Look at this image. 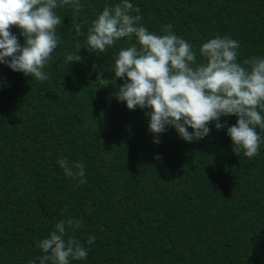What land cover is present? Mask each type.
Segmentation results:
<instances>
[{
  "label": "trees",
  "instance_id": "1",
  "mask_svg": "<svg viewBox=\"0 0 264 264\" xmlns=\"http://www.w3.org/2000/svg\"><path fill=\"white\" fill-rule=\"evenodd\" d=\"M80 2L75 18L70 6L56 9L63 20L44 68L49 79L0 64V264H39L37 244L70 217L83 222L74 235L88 248L70 264H264V130L257 128L262 143L253 158L235 154L227 128L215 122L199 141L182 140L172 127L151 133L149 109L116 99L123 81L114 79V61L135 36L97 56L75 34L79 23L86 36L119 0ZM129 2L150 32L172 24L198 62L201 43L216 34L239 41L238 62L264 57V0ZM11 31L23 45L20 30ZM78 41L82 61L70 65L66 53ZM225 119L231 126L237 117ZM64 157L84 163L86 183L64 175Z\"/></svg>",
  "mask_w": 264,
  "mask_h": 264
},
{
  "label": "clouds",
  "instance_id": "2",
  "mask_svg": "<svg viewBox=\"0 0 264 264\" xmlns=\"http://www.w3.org/2000/svg\"><path fill=\"white\" fill-rule=\"evenodd\" d=\"M67 6L74 18L84 10L80 0H0V64L41 82L49 79L44 68L58 47L57 28L63 20L56 9ZM142 20L139 7L119 0L97 14L86 36L79 23L74 25L76 36L84 37L83 48L97 56L121 38L135 36L137 43L121 48L114 61V79L123 81L116 99L126 102L129 110L149 109V131L157 136L172 127L182 140L199 141L209 135L208 125L215 122L217 130L227 128L235 154L258 155L262 138L257 128L264 130V57L238 62L239 41L216 34L201 43L203 60L198 62L193 45L175 34L172 24L164 25L163 34H157ZM13 26L24 37L23 45L12 33ZM80 49L78 41L77 51L66 53V62H81ZM102 73L97 72L96 81L103 84L107 78ZM229 116L237 117L235 125L228 126L226 119L220 123L222 117ZM153 142L160 143L159 139ZM58 164L65 176L80 184L87 182L84 163L64 157ZM82 224L71 217L60 219L37 244L44 253L37 258L39 264L86 259L88 248L74 235ZM94 241L95 237L89 236L87 243Z\"/></svg>",
  "mask_w": 264,
  "mask_h": 264
}]
</instances>
